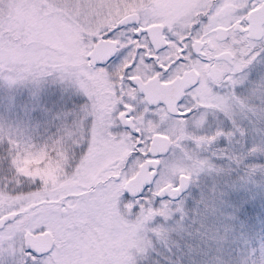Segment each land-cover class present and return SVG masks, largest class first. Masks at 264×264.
Returning <instances> with one entry per match:
<instances>
[{
    "label": "snow or ice",
    "instance_id": "6c2138e0",
    "mask_svg": "<svg viewBox=\"0 0 264 264\" xmlns=\"http://www.w3.org/2000/svg\"><path fill=\"white\" fill-rule=\"evenodd\" d=\"M83 3L100 23L81 32L74 55L46 57L23 44L21 58L5 55L14 30L11 16L0 17V83L27 86L20 121L55 136L64 170L55 214L68 221L72 237L44 246L32 237L52 226H34L26 199L0 203V264H264V144L257 147L255 137L224 115L209 135L177 140L207 145L208 152L177 159L168 155L173 137L160 126L169 118L199 123L210 106L196 93L211 85L218 114L227 103L218 90L231 88L246 122L264 128V0H243L231 9L226 27L238 37L237 48L218 58L193 43L206 23L213 27L208 15L197 19L199 27L185 29L183 39L161 28L164 39L154 42L150 0ZM169 53L175 54L170 62L163 59ZM205 64L227 71L213 82ZM170 82L179 91L174 100L152 95ZM249 91L247 103L254 107H245L239 95ZM2 136L9 155L0 163L6 169L0 198L22 194L20 180L31 193L44 192L40 177L17 171L20 142L10 132L7 140Z\"/></svg>",
    "mask_w": 264,
    "mask_h": 264
},
{
    "label": "rangeland",
    "instance_id": "374dc122",
    "mask_svg": "<svg viewBox=\"0 0 264 264\" xmlns=\"http://www.w3.org/2000/svg\"><path fill=\"white\" fill-rule=\"evenodd\" d=\"M242 2L243 0H150L153 8L149 11L213 12V16L216 12H225L224 17L218 18L227 24L231 9L242 6ZM228 5H231V8ZM213 9L215 11H212ZM113 14H120L119 9H113ZM9 16H11V29L14 31L11 32L12 40L6 41L7 47L3 50L5 55L13 59H19L24 55L23 49L17 51L20 44L46 57H52L57 53L74 55L80 49L81 32L95 29L100 23L97 15L84 7L83 0H3L0 3V17L8 18ZM236 39H231L230 43H234L237 48L234 42ZM17 41L19 44L16 43ZM48 87L55 90L57 85L54 81H49ZM222 93L227 103L221 107L222 113L208 115L204 125L208 133L219 129L223 124L224 115H227L230 119L233 117L237 128L248 132L250 138L255 137L257 147L264 144V128H261L255 121L246 122L247 114L241 108L240 103L231 98V88H223ZM239 95L245 102V107H254L247 103L252 98L251 91ZM26 96L27 86L9 88L0 83V132L3 133L2 140H7L10 132L21 144L20 152L17 153L19 165L17 171L25 176L40 177L45 182L46 190L33 194L29 191L30 185L20 180L19 184L23 193L15 197L3 193L0 203L26 199L28 203L24 206L25 209L31 206L34 209L28 217L34 226L50 224L51 230L45 233H50L54 242L64 243L72 239L64 227L68 221L55 214V205L59 199L56 193L63 186L60 178L64 175V170L53 145L55 139L53 132L43 127L38 128L36 124L20 121L23 116L22 104ZM176 147L172 149L169 156L175 155L177 159L181 155L197 156L210 150L206 145L207 150L198 149L191 152L190 146H185L184 152L180 155ZM8 155L3 143L0 142V163ZM5 171L6 169L0 168V181L6 179ZM7 179L11 180L15 177L8 176ZM9 187L11 189L15 186L10 185ZM256 231L261 232L259 222H257ZM256 247L259 248V237H257ZM5 259L8 258L5 257Z\"/></svg>",
    "mask_w": 264,
    "mask_h": 264
},
{
    "label": "flooded vegetation",
    "instance_id": "af4514ba",
    "mask_svg": "<svg viewBox=\"0 0 264 264\" xmlns=\"http://www.w3.org/2000/svg\"><path fill=\"white\" fill-rule=\"evenodd\" d=\"M150 13L154 18V23L149 25V28L153 30L152 39L154 42L163 41L164 37L161 35L160 32L161 28H166L169 31H173V35H177L179 36L180 39H183V35H188V33L184 31L185 29H191L193 28L194 25L199 27V25L197 24V19L198 18L203 19L206 15H208L214 21L213 27L209 28L206 23L204 28L198 34L199 38L194 40L193 43L205 46L207 52L211 54L213 58H218L223 55H230L232 54V51L236 49L234 43L231 44L230 41L231 39L234 38L236 39L237 37L232 36L226 27L227 24L221 22L220 19L218 18V17H224L225 12H216L218 14L215 13V16H213V12H191V13L150 12ZM218 28L226 29L224 38H220V35L217 34ZM182 32L183 35H180ZM193 34L196 35V33ZM201 54L204 55L205 53L202 52ZM174 58H175V54L173 53H169L168 55H165L163 57L164 60H168L169 62L171 61V59ZM204 67L210 68V71L207 73V76L213 82L217 81L221 77V75L225 71H227L226 67L223 64H213L211 66L205 64ZM102 86H103V82H101V87ZM222 90L223 88L219 89L218 91L220 95L223 97L225 95L222 93ZM108 91L110 93L111 89L109 88ZM178 94L179 91L172 82H170L167 85H161L159 88H155L152 91V95L161 100H165V99L174 100V98ZM196 95L200 96L201 103L210 106L209 110L206 113L201 114L199 123L189 122V124L185 126L183 122H177L174 119L169 118L165 123L160 125L162 130H167L168 134L173 137V139H171L169 143L174 145V147L177 146L176 150L180 155L184 152L183 149L185 148V146L186 147L190 146L191 152L198 149L207 150L206 145L197 148L196 146L189 144L187 140H185L183 143L180 144H177V140H179L181 136L199 139L201 137L209 135L210 133H208V131L204 126L205 123L207 122L206 119L208 118L209 114L218 113L215 110V104H214V101H216L217 97L214 94L211 85H207V86L202 85L201 88L197 90ZM105 103H107V100H105ZM219 113H222L221 108L219 110ZM231 119H233V117H231ZM155 126L156 125L152 124L151 122H148L149 128ZM174 147L169 149L168 155L172 153ZM31 208H33V206H31Z\"/></svg>",
    "mask_w": 264,
    "mask_h": 264
},
{
    "label": "water",
    "instance_id": "95a60500",
    "mask_svg": "<svg viewBox=\"0 0 264 264\" xmlns=\"http://www.w3.org/2000/svg\"><path fill=\"white\" fill-rule=\"evenodd\" d=\"M226 29L224 28H218L217 34L220 35V38L225 37ZM32 239L40 241L44 246H47L49 241L54 242V239L50 233H43L37 236H33Z\"/></svg>",
    "mask_w": 264,
    "mask_h": 264
}]
</instances>
